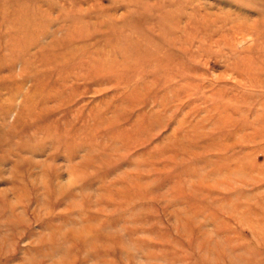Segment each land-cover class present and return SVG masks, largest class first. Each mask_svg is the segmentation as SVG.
I'll return each mask as SVG.
<instances>
[{
	"label": "rangeland",
	"instance_id": "obj_1",
	"mask_svg": "<svg viewBox=\"0 0 264 264\" xmlns=\"http://www.w3.org/2000/svg\"><path fill=\"white\" fill-rule=\"evenodd\" d=\"M0 264H264V0H0Z\"/></svg>",
	"mask_w": 264,
	"mask_h": 264
}]
</instances>
